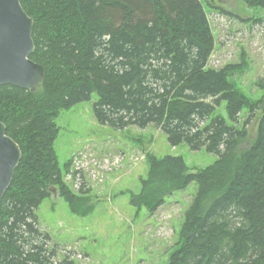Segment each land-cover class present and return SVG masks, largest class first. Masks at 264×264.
Returning <instances> with one entry per match:
<instances>
[{
    "label": "trees",
    "instance_id": "16d2710c",
    "mask_svg": "<svg viewBox=\"0 0 264 264\" xmlns=\"http://www.w3.org/2000/svg\"><path fill=\"white\" fill-rule=\"evenodd\" d=\"M20 1L34 20L30 57L44 78L36 91L0 85V122L22 152L0 205V264H75L41 227L38 209L53 187L76 204L54 148L56 118L93 93L99 123L153 125L173 146L218 156L193 172L181 155H152L131 194L133 206L154 213L197 185L168 264H264V81L250 101L230 81L237 65L209 66L216 40L206 0ZM240 1L264 8V0Z\"/></svg>",
    "mask_w": 264,
    "mask_h": 264
},
{
    "label": "rangeland",
    "instance_id": "374dc122",
    "mask_svg": "<svg viewBox=\"0 0 264 264\" xmlns=\"http://www.w3.org/2000/svg\"><path fill=\"white\" fill-rule=\"evenodd\" d=\"M209 2L204 5L216 40L209 66L237 65L230 81L255 101L263 94L258 83L264 81V8L240 0L220 3L230 12L225 15ZM97 98L93 93L56 118L55 152L77 201L70 205L61 189L53 187L38 209L40 225L61 246L62 255L70 252L75 264H168L197 185L173 193L154 213L133 206L131 194L140 192L152 155H181L193 172L218 156L191 150L186 143L173 146L153 125L116 129L101 124L93 110ZM218 112L227 117L224 105ZM248 133V140H254L257 119L248 125Z\"/></svg>",
    "mask_w": 264,
    "mask_h": 264
},
{
    "label": "water",
    "instance_id": "95a60500",
    "mask_svg": "<svg viewBox=\"0 0 264 264\" xmlns=\"http://www.w3.org/2000/svg\"><path fill=\"white\" fill-rule=\"evenodd\" d=\"M236 0H211L226 3ZM34 20L20 0H0V85L10 84L31 91L43 82L44 67L30 57L35 49ZM22 152L18 143L0 122V205L11 185Z\"/></svg>",
    "mask_w": 264,
    "mask_h": 264
}]
</instances>
